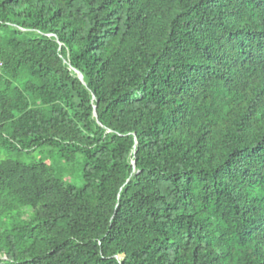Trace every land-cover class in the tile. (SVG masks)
I'll return each instance as SVG.
<instances>
[{"label": "trees", "instance_id": "1", "mask_svg": "<svg viewBox=\"0 0 264 264\" xmlns=\"http://www.w3.org/2000/svg\"><path fill=\"white\" fill-rule=\"evenodd\" d=\"M0 61V264H264V0H0Z\"/></svg>", "mask_w": 264, "mask_h": 264}, {"label": "rangeland", "instance_id": "2", "mask_svg": "<svg viewBox=\"0 0 264 264\" xmlns=\"http://www.w3.org/2000/svg\"><path fill=\"white\" fill-rule=\"evenodd\" d=\"M6 157H8L6 152L0 153V161L2 158ZM41 158H47L58 170L63 169V171H65L63 175L66 181L75 184L77 187H81L84 184L83 161L81 158L77 159L74 163H67L59 156L58 152L54 151L51 147H39L21 157V159L26 162Z\"/></svg>", "mask_w": 264, "mask_h": 264}, {"label": "water", "instance_id": "3", "mask_svg": "<svg viewBox=\"0 0 264 264\" xmlns=\"http://www.w3.org/2000/svg\"><path fill=\"white\" fill-rule=\"evenodd\" d=\"M78 73H79L80 78L84 81V77H83L82 73L81 72H78ZM95 114L98 116L97 110L95 111ZM135 163L136 162L134 161V164Z\"/></svg>", "mask_w": 264, "mask_h": 264}, {"label": "built area", "instance_id": "4", "mask_svg": "<svg viewBox=\"0 0 264 264\" xmlns=\"http://www.w3.org/2000/svg\"><path fill=\"white\" fill-rule=\"evenodd\" d=\"M2 65V62L0 61V66Z\"/></svg>", "mask_w": 264, "mask_h": 264}]
</instances>
